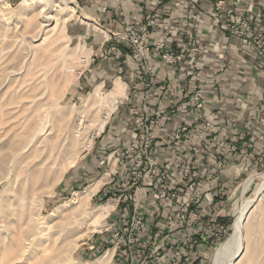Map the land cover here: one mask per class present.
<instances>
[{"label":"rangeland","instance_id":"374dc122","mask_svg":"<svg viewBox=\"0 0 264 264\" xmlns=\"http://www.w3.org/2000/svg\"><path fill=\"white\" fill-rule=\"evenodd\" d=\"M71 6H76L73 13ZM85 17L76 0H0V164H4L0 168V261L6 260L3 264L91 262L114 249L108 264H212L216 248L230 234L239 211L248 201L258 204L264 182V155L236 185L223 186L224 196L216 209H210L208 202L203 209L204 186L199 180V167L191 169L192 177H186L184 164L179 170L172 168L169 178L157 185L158 176L153 172L147 177L149 180L151 176L152 183L143 181L145 170L141 168L135 183L130 179V169H121L125 170L122 174L114 169V174L109 165L96 179L83 181L80 188L65 190L72 175L82 171L81 162L93 153L125 99L111 112L101 132L94 133L96 130L91 129L79 133L76 139L69 136L70 124L78 111L85 106L89 117L95 116L93 113L101 111L108 98L114 96L112 91L120 76L112 75L103 87L98 84L79 98L72 97L77 78L93 57L90 35L74 31L78 20L88 26L90 19ZM102 32L107 34L106 30ZM82 49L85 51L80 53ZM86 51L89 55L83 61L80 56ZM261 139L264 138L260 135L253 142ZM90 140V146L84 148ZM119 154L115 153L114 159ZM42 159L45 163L40 165ZM15 164L20 165L16 168ZM45 169L48 175H40ZM98 180L107 182L110 188L92 196L87 212L117 200L102 219L105 226L81 240L73 239L74 231H85L87 227L83 213L70 211L56 218L44 234V224L53 212L76 192H83ZM229 189L231 192L225 195ZM198 192L199 198L192 197ZM200 211L202 215L196 217ZM221 217L230 219V228L223 233V240L206 248L202 235L213 232L211 226L219 223ZM248 223L253 226L248 235L250 263L264 264V197ZM197 226L198 230L192 233ZM174 228L182 234L172 235ZM23 233L26 239H21L22 245L13 247L14 238H21ZM43 238L48 241L40 246ZM96 238L101 239V247H92ZM198 247L203 261L194 254ZM7 249L13 252L4 258ZM192 258L196 261L192 262Z\"/></svg>","mask_w":264,"mask_h":264},{"label":"crops","instance_id":"0c3cea01","mask_svg":"<svg viewBox=\"0 0 264 264\" xmlns=\"http://www.w3.org/2000/svg\"><path fill=\"white\" fill-rule=\"evenodd\" d=\"M218 1H223L226 6V9L219 13L216 7ZM76 2L77 8L81 9L85 13V18L90 21L88 26H85L78 20L74 31L76 34L90 35L93 57L77 78V83L72 88V97L79 98L88 88H95L98 84L103 87L111 79L110 76L119 73V67H123V73L118 77L125 84L126 97L118 112L117 110L114 112L104 130L105 134L98 140L93 153L88 154L81 162L82 171L72 175L65 190L80 188L83 181L87 183L96 179L109 165L114 174L115 172L122 174L129 169V162L114 159V154L137 141L139 127L129 113V106H141L146 91L151 86L150 112L164 108L170 115L169 120L157 129V145L165 146L164 152H160L158 158L164 160L163 163L171 165L176 159L183 158L186 153L191 152L192 145H187L191 142L180 147L172 138L173 131L179 123L189 124L193 133L192 141H197L196 145L199 148L197 155L190 157L198 162L199 180L204 185L202 207L203 209L208 207L206 206L208 202L211 203L210 209L218 208L224 196L223 186L236 185L259 164L264 155V139L257 143L253 142L260 135L264 138L263 61L256 51L257 42L247 45L243 37L236 36L229 27L232 25L234 14H247L256 26H260L258 31L262 32L261 41L264 43V0H76ZM229 8H233V12H230ZM157 9L161 10V14L156 18L154 26H149L148 39L153 50L149 53L148 60L154 82L147 85L149 77L142 73L132 60L131 46L114 38L112 32L124 30V18L120 16V12H124L126 20L141 28ZM102 29L107 31L106 35ZM192 38L202 45L201 49L190 55L181 63L182 65L171 66L165 63L156 50L159 44L179 50ZM115 45L117 50L110 51ZM192 67H198L197 74L188 76L186 71ZM139 84H142L141 87ZM159 86L165 88L161 89ZM195 91L201 93L200 101H191L188 108H183V103L191 100ZM206 118L216 123L214 144L211 147H208V142L202 134L201 122ZM242 133L245 134V140L241 139ZM233 146L237 148L235 151L232 149ZM220 159L224 160V166L218 171L217 162ZM98 181L101 183L95 195L102 189L106 192L108 187L110 188L106 186L107 182ZM228 191L230 193L231 189L226 190L225 195ZM201 213L200 211V216ZM218 220L219 223L211 226L213 232L202 235L206 248L209 244L211 247L212 244L223 240V233L227 232L225 224L230 219L221 217ZM198 228L197 226L191 230L192 233ZM177 229H173L172 235L182 234V231ZM91 244L92 247H101L102 241L96 238ZM197 251L194 253L196 259L203 261L199 247ZM196 259L191 260L195 262Z\"/></svg>","mask_w":264,"mask_h":264},{"label":"built area","instance_id":"2783aa9c","mask_svg":"<svg viewBox=\"0 0 264 264\" xmlns=\"http://www.w3.org/2000/svg\"><path fill=\"white\" fill-rule=\"evenodd\" d=\"M218 13L226 9V6L223 1H218L216 4ZM230 12H233V8L228 9ZM161 14V10L157 9L147 23L143 24L141 28H138L134 24L130 23L125 18L124 12H120V16L124 18V30L122 32H112L114 38L127 42L131 46V58L135 62L139 70L148 76L146 81L147 85H151L154 81L148 55L152 52V44L149 42L150 29L149 26H154L156 23V18ZM264 15V11H263ZM231 30L236 36L243 37L247 45H250L252 42H257L255 45L257 54L262 58L263 61V71H264V43L261 41L262 32L258 31L260 26H256L252 19L247 14H234L232 25H230ZM201 44L196 43L192 38L186 45L182 46L179 50L172 48L171 46H165L164 44H159L156 50L161 54L165 63L169 65H182L190 55L196 54L201 49ZM117 50V46L111 47L110 51ZM198 67H192L187 69V75L194 76L197 74ZM119 74L123 73V67L118 68ZM143 84V83H142ZM142 84H139L141 87ZM163 89L164 86H159ZM151 86L147 89L146 95L144 96L141 106L132 105L129 107V113L134 117V120L139 127L138 139L136 142L130 144L125 149L120 150L119 159H128L132 158L128 166L131 173V178L135 183L138 180L137 171L141 168L145 170V176L143 181H151V176L149 180L147 179L150 172L155 173L158 178L156 179V185L168 179L171 175V169L179 170L182 164L185 165V176L192 177L189 175L192 168H196L198 162L190 156H196L199 148L196 145V141H192L193 133H191L190 125L187 123H179L176 129L173 131L172 138L174 142L180 147L183 144L192 145V150L189 153H186L183 158L176 159L172 165L163 163L164 160L158 158L160 152H164V145L157 146V129L163 126V123L168 121L170 115L166 112V109L159 108L155 112H150L149 101L151 96ZM201 93L193 92V98L191 100L185 101L183 103V108H188L191 104V101H200ZM173 111V110H172ZM202 134L204 139L208 142V147L213 146L214 144V134L216 133V123L210 118H206L201 122ZM245 137V134H241V139ZM235 151L237 148L232 147ZM218 163V171H221L224 166V160L220 159ZM196 164V165H195ZM132 170V171H131ZM164 179V180H163ZM189 179V178H188ZM204 186V185H202ZM200 193L194 194L192 197L199 198ZM198 201V199H197ZM188 205L185 206V211H187ZM200 213V212H199ZM196 217H200V214ZM192 240V238H191ZM198 243V241L196 242Z\"/></svg>","mask_w":264,"mask_h":264},{"label":"bare ground","instance_id":"6f19581e","mask_svg":"<svg viewBox=\"0 0 264 264\" xmlns=\"http://www.w3.org/2000/svg\"><path fill=\"white\" fill-rule=\"evenodd\" d=\"M71 8H72L71 12L73 13L76 10V6H73V7L71 6ZM42 10H44V7H41V11ZM68 18L69 16L66 19ZM83 51L85 50L82 49L80 53H82ZM88 55H89L88 51H86L80 57L83 61H87ZM117 84L118 86L116 85L117 87L113 88V91H112L114 93L113 94L114 96L112 98H108L109 99L108 104L101 111L93 113L95 116L89 117L88 113L90 112L87 113L88 109L85 106L82 107L80 111H78V114L74 116L75 121L70 124L69 136H72V138L76 139L78 134L81 132L94 129V131L96 130L94 133H99L103 130L105 123L107 122L111 112L126 97L124 82H122L119 79ZM116 89L118 92L116 91ZM90 142L91 140L87 142L84 148L90 146ZM42 163H45V159H42L39 162L40 165H43ZM19 165L20 164H15V167L18 168ZM2 167H4V164H0V168ZM40 175H43V176L48 175L46 169L41 170ZM57 176L54 179H56ZM35 178H39V177H35ZM250 181H251V178L246 180L245 186H247L250 183ZM100 183L101 181H98L95 185H92L86 188L83 192H76L74 194V197L71 200L67 201L64 206L58 207L53 212L52 214L53 216L50 218V220L44 224V228L42 229L44 230V234L47 233V231L49 230L52 223H54V220L56 218L61 217L66 212H70V211H77L79 213L80 212L83 213L84 214L83 223H85L84 226L87 227L85 231H78V232L74 231L75 232V233L73 232L74 234L70 233V236H72L71 234H73L72 236L73 239L81 240L88 235L90 236L92 232H95L96 230L104 227L105 225H103L102 219L105 216H107L108 213L111 211L116 200H110L104 205H101L98 208L93 209L90 212H87L89 201H91V198L96 192V190L98 189ZM261 188L263 189L261 191L262 193L260 194L261 197L257 199L258 204L261 201V199L264 197V182ZM251 203L252 201H248L247 204H245L246 206L243 207L241 211H239V214L236 216V218L234 219L232 223L230 234L216 248L214 255H213V259H212V264H251L252 263L251 262L252 259L250 260V251L248 247V235H249V232L251 233L253 226L252 227L248 226L249 223L247 224V220L249 219V216L251 215L253 210L258 206V204L255 205L256 203H253L252 205ZM14 239L16 241L12 242L13 247H15V245L19 247L21 243V239H26V235H24L23 233L21 238L17 239V237H15ZM46 241H48V238H45V239L43 238V240L39 243V245L40 246L45 245L44 243ZM76 245H79V243L78 244L76 243ZM71 246H73L72 241H71ZM12 252H13L12 250L7 249L3 257L4 258L10 257ZM113 254H114V249L112 250L109 249L105 251L101 256L96 258L94 261L79 262V261L71 260V264H107L111 260ZM3 261H0V263L2 262L3 264L6 262V260L4 262Z\"/></svg>","mask_w":264,"mask_h":264},{"label":"trees","instance_id":"16d2710c","mask_svg":"<svg viewBox=\"0 0 264 264\" xmlns=\"http://www.w3.org/2000/svg\"><path fill=\"white\" fill-rule=\"evenodd\" d=\"M231 222L226 223V229L229 230Z\"/></svg>","mask_w":264,"mask_h":264}]
</instances>
